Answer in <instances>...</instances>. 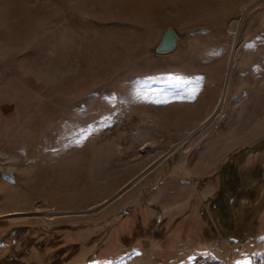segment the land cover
Wrapping results in <instances>:
<instances>
[{"label": "rangeland", "instance_id": "374dc122", "mask_svg": "<svg viewBox=\"0 0 264 264\" xmlns=\"http://www.w3.org/2000/svg\"><path fill=\"white\" fill-rule=\"evenodd\" d=\"M0 264H264V0H0Z\"/></svg>", "mask_w": 264, "mask_h": 264}, {"label": "water", "instance_id": "95a60500", "mask_svg": "<svg viewBox=\"0 0 264 264\" xmlns=\"http://www.w3.org/2000/svg\"><path fill=\"white\" fill-rule=\"evenodd\" d=\"M178 46H179V35L174 28L169 27L163 31L162 37L154 47L153 52L158 55H168L174 53L178 49Z\"/></svg>", "mask_w": 264, "mask_h": 264}, {"label": "crops", "instance_id": "0c3cea01", "mask_svg": "<svg viewBox=\"0 0 264 264\" xmlns=\"http://www.w3.org/2000/svg\"><path fill=\"white\" fill-rule=\"evenodd\" d=\"M178 201H176L175 203H177ZM151 203V202H150ZM156 204V203H155Z\"/></svg>", "mask_w": 264, "mask_h": 264}]
</instances>
